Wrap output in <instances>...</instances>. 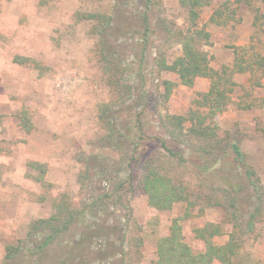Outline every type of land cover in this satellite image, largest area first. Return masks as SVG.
<instances>
[{"label":"rangeland","instance_id":"rangeland-1","mask_svg":"<svg viewBox=\"0 0 264 264\" xmlns=\"http://www.w3.org/2000/svg\"><path fill=\"white\" fill-rule=\"evenodd\" d=\"M40 1L0 0L1 264L5 246L24 240L32 221L48 218L52 202L60 195L68 196L73 207L80 208L124 179L128 172L120 153L134 143H138L134 152L140 161L153 157L165 172L182 179L192 191L207 193L206 185L212 184L208 181L217 183L230 175V180L243 187L242 206L249 209L253 201L241 168L228 158L214 168L216 173L209 176L210 180H205L206 176L195 169L202 160L189 148L188 142L195 140L186 130L173 134L167 125V115H184L197 94L209 87L204 78L196 79L191 88L185 87L175 74L159 72L155 67L157 57L164 56L169 62L181 53L180 39L190 22L179 0H150L149 4L147 0ZM207 1L198 10L197 26L209 33V44L197 40L196 45L214 56L212 68L230 65L234 58L230 47L248 44L254 32L259 39L254 41L255 48L264 55V19L258 20L255 28L252 26L254 8L264 16V0H254L252 8L240 7V22L222 27L210 24L208 19L226 0ZM77 12L111 17L103 43L121 64L122 80L131 87L129 96L122 98L106 82L96 58L99 37L92 30V22H75ZM16 56L29 58L39 66L15 64ZM251 79L244 74L234 76L239 85L235 101L250 103L264 97V78L260 79L261 87L253 86L256 77ZM163 81L174 84L167 99L163 96ZM235 103L215 118L220 136L230 134L264 184V107L241 110ZM101 105L110 108L111 135L99 120ZM22 110L33 125L29 134L19 126L17 115ZM162 143L180 153L187 163L182 166L165 159ZM29 162L45 164L46 185L33 179L37 173L27 166ZM134 173L140 177L142 170ZM200 186H205L203 191ZM125 191L119 196L120 202L83 213L38 264H56L57 252L64 253L69 242L89 228L105 227L116 233L102 242L93 241L81 258H71L67 264H153L158 240L168 234L171 221L182 216L185 204L158 211L147 204L136 181L131 190ZM124 207L131 209L128 215ZM196 213L181 220L180 225L184 241L199 252L203 243L194 238L193 229L205 222L221 223L223 217L217 208H207L201 216ZM225 241L226 236L214 240L219 245ZM37 261L30 256L17 264ZM235 264H264V221L257 224L253 235L244 238Z\"/></svg>","mask_w":264,"mask_h":264},{"label":"trees","instance_id":"trees-1","mask_svg":"<svg viewBox=\"0 0 264 264\" xmlns=\"http://www.w3.org/2000/svg\"><path fill=\"white\" fill-rule=\"evenodd\" d=\"M207 0H179L181 7L187 10L190 27L186 35L180 39L181 53L171 61L164 56L155 59V67L159 72L173 73L177 76L179 84L191 88L195 80L204 78L209 81L207 91L198 93L192 102V107L184 115H167V125L172 128L173 134L186 130L187 135L195 141H189V148L202 161L201 165L195 167L197 172L206 176L216 173L214 168L225 162L228 158L241 168L243 177L248 189L251 191L252 205L249 209L243 208V187L230 180V175L220 179L217 183L210 182L206 185L209 192L192 191L182 179L174 177L165 172L159 164L149 156L143 161L135 155L138 143L130 144L129 149L120 153L122 161L126 165L127 176L124 179L113 183L110 190L98 195L91 203L80 208H74L70 198L60 195L52 202V213L48 218L32 221L27 229L24 240H18L15 244L5 246L4 264H17L18 261L35 256L40 261L27 264L41 263V257L47 253L61 237L67 235L79 217L88 213L101 211L108 204L120 202V194L132 189L136 181L137 186L147 198V204L158 211H170L175 204L184 203L185 209L182 216L174 218L169 226L168 234L157 242L156 260L153 264H235V259L240 255L244 238L253 235L258 223L264 221V184L255 168L250 165L240 147L231 141L230 134L224 132L220 136V128L215 118L222 114L226 108L235 103L241 110H248L253 107H264V97L254 101H235L234 93L239 87L234 80L237 74L249 76V79L256 77L253 86L261 87L260 79L264 78V55L257 51L255 43L259 42L255 35L250 36L249 43L241 47H230L234 58L230 65L223 64L218 69L211 67L214 56L196 45V41H203L209 44V33L204 28H198V10L207 5ZM254 0H226L222 2L209 17L208 22L217 27H222L229 22H240L237 10L246 6L252 8ZM41 4L46 2L41 0ZM150 3V0H147ZM149 9V5L146 10ZM255 16L252 26H257V21L264 19V16L257 8H254ZM76 23L82 21L92 22V30L99 37L96 47V58L101 64L102 73L106 82L117 93L122 95L131 94V87L122 80V67L114 54L108 53L105 49L104 40L111 25V17L104 13H82L74 15ZM147 28L146 17L143 18ZM183 34V33H181ZM13 62L18 65L36 67L38 64L26 57H14ZM164 94L167 99L174 84L170 81H163ZM249 96V95H248ZM110 108L101 105L99 108V120L111 135L114 131L112 121L108 115ZM20 128L29 134L33 125L26 111L22 110L17 115ZM264 135V130H261ZM120 147L121 145L118 144ZM121 148V147H120ZM164 158L180 163L182 166L187 160L177 152L172 151L164 143ZM27 166L35 171L37 175L33 179L46 185L44 175L46 174L45 164L29 162ZM139 166V167H138ZM142 170L140 177L133 176L137 170ZM229 176V177H228ZM83 177V176H82ZM208 177V179H207ZM136 179V180H135ZM83 181V179H82ZM203 191L205 186H200ZM126 189L125 192H128ZM110 202V203H109ZM105 207V208H104ZM104 208V209H103ZM126 214L130 213L129 207H124ZM207 208H217L222 213V222H205L202 226L193 229L194 238L203 243V250L193 251L184 241L182 235L181 220L192 218L196 211L197 216L204 214ZM115 231L108 227L89 228L79 238L69 242L70 245L64 253L57 252L59 259L56 264H67V260L81 258L84 250L92 247L93 241L100 239L107 240ZM226 236V241L215 244L213 239ZM122 242V241H121ZM31 244V247L28 245ZM102 257L100 260H103ZM1 264V263H0Z\"/></svg>","mask_w":264,"mask_h":264},{"label":"crops","instance_id":"crops-1","mask_svg":"<svg viewBox=\"0 0 264 264\" xmlns=\"http://www.w3.org/2000/svg\"><path fill=\"white\" fill-rule=\"evenodd\" d=\"M216 238H218V237H216ZM216 238L213 239V242H214V240H215ZM214 243H215V242H214ZM215 244H216V243H215ZM222 244H223V243H222ZM218 245H219V244H218ZM220 245H221V244H220Z\"/></svg>","mask_w":264,"mask_h":264}]
</instances>
